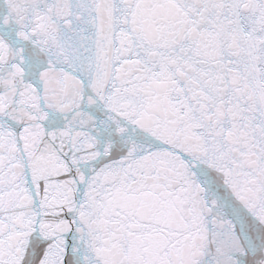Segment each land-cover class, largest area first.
Listing matches in <instances>:
<instances>
[{"label": "snow or ice", "instance_id": "obj_1", "mask_svg": "<svg viewBox=\"0 0 264 264\" xmlns=\"http://www.w3.org/2000/svg\"><path fill=\"white\" fill-rule=\"evenodd\" d=\"M0 264H264V0H0Z\"/></svg>", "mask_w": 264, "mask_h": 264}]
</instances>
